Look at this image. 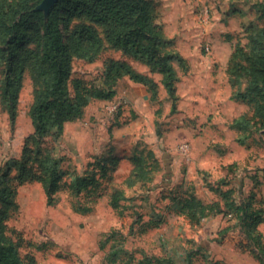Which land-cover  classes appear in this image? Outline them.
<instances>
[{
    "label": "rangeland",
    "instance_id": "1",
    "mask_svg": "<svg viewBox=\"0 0 264 264\" xmlns=\"http://www.w3.org/2000/svg\"><path fill=\"white\" fill-rule=\"evenodd\" d=\"M45 1L33 8L43 12L44 18L48 7ZM149 1L155 21L170 42L166 51L197 54L198 59L211 64L206 75L213 74V83L205 76L201 87H206L207 94L211 89L218 92L219 97L213 101L189 100L182 77L176 84L178 99L172 110L163 88L152 98L145 86L123 77L114 87L113 99L93 101L80 120L65 127L61 137L49 138L54 155L67 173L65 181L92 169L88 164L107 157L112 146L121 154L140 145L145 154L154 156L161 169L152 182L125 188L120 212L108 206L105 196L96 197L103 192L100 189L76 196L62 188L49 206L39 183L18 185L19 210L11 215L7 225L21 235L19 254L24 264H30V258L33 264H106L112 243L121 249L115 264H138L145 259L157 264L155 258L188 264L189 257L191 264H260L238 220L227 212L189 219L170 206L175 197L186 195L205 204L220 201L215 190L221 189L230 191L235 203L252 198L253 207H261L264 127L254 124V120L249 132L229 128L235 117L251 115L252 110L244 102L226 100V66L221 65L220 70L218 61L227 60L238 43L247 49L246 29L264 24V0ZM83 23H87L84 18L73 19L69 24L62 21L63 35ZM94 27L103 39V49L93 63L73 58L71 79L101 86L104 63L109 59L126 60L137 72L149 75L145 65L107 44L102 26ZM177 69L179 76L188 71ZM152 79L160 81L161 76ZM32 91L26 71L17 92L14 122L0 103V170L9 160L21 156L25 139L33 132L29 117ZM112 102L119 104L117 113L108 107ZM238 138H244L243 145L237 142ZM130 169V163L122 159L112 173L114 182L121 183ZM79 207L91 210L78 212ZM149 222L154 225H144ZM113 230L122 237L107 241ZM105 240L101 249L100 242Z\"/></svg>",
    "mask_w": 264,
    "mask_h": 264
},
{
    "label": "trees",
    "instance_id": "2",
    "mask_svg": "<svg viewBox=\"0 0 264 264\" xmlns=\"http://www.w3.org/2000/svg\"><path fill=\"white\" fill-rule=\"evenodd\" d=\"M40 1L0 0V103L11 122L15 120L17 92L26 71L33 90L29 108L33 132L25 139L21 156L9 160L0 170V264H24L19 254L21 235L7 225L11 215L19 210L18 185L39 183L49 206L62 188L76 196L82 192L93 194L100 189L103 192L96 197L105 196L108 206L120 212L125 188L155 179L161 169L159 163L150 152L145 154L140 145H135L121 154L112 146L107 157L96 158L94 163L88 164L92 169L65 181L67 173L62 170L61 160L54 155V145L48 139L61 137L64 125L80 120L93 101L113 99L114 87L123 77L145 86L152 98H156L161 86L174 110L178 99L176 84L180 80L177 68L180 67L182 73L188 69L186 59L179 52L166 51L170 42L155 21L149 0H58L48 10L46 18L43 12L33 11ZM77 18H84L87 23L75 26L64 36L61 22L69 24ZM95 25L104 28L109 46L145 65L150 75H159L161 80L137 72L126 60L114 59L104 63L101 86H89L80 79H71L73 58L93 63L103 49V39ZM246 33L247 49L236 44L225 68L231 92L234 90L230 99L244 102L252 110L251 115L241 114L232 120L229 128L239 133L249 132L254 120V124L264 127V24L250 25ZM118 110L119 107L116 113ZM237 142L243 145L245 140L238 138ZM122 159L130 163L131 169L121 183H115L112 173ZM215 192L221 196L220 201L205 204L195 196L186 195L175 197L170 209L189 219L227 212L238 220L259 263L264 264V241L258 230L264 222V199L260 201L261 207L255 209L252 198L248 202L235 203L230 199V191L216 189ZM90 210L88 207L76 209L78 212ZM121 237L120 232L113 230L106 239ZM107 241L100 242L99 247L102 249ZM117 247L115 243L110 245L106 264L119 261L121 249ZM154 261L173 264L166 258ZM151 262L145 259L138 264ZM187 262L191 264L190 257ZM29 263H34L33 258Z\"/></svg>",
    "mask_w": 264,
    "mask_h": 264
},
{
    "label": "crops",
    "instance_id": "3",
    "mask_svg": "<svg viewBox=\"0 0 264 264\" xmlns=\"http://www.w3.org/2000/svg\"><path fill=\"white\" fill-rule=\"evenodd\" d=\"M182 56L188 62V71L185 74H183V76H180L181 77L180 79L182 80L184 78V80H182V81H185V83H186V85L188 87L187 88L188 89V93L187 94H188L189 100H192L193 102L195 100H200V101L210 100V101H213L215 98L219 97L218 92L216 94L215 92H212V89H211L210 92L207 94V93H205L206 92V89H205L206 87L204 89H203V87H201V82L205 78V76H207V78H209V81H210L209 83H211V84L213 83V78H212V75L213 74L212 73L209 74V77H208V75H206V72H209L208 71L209 68L212 67L211 64H207L205 61H203V59L202 60L198 59L197 54L194 55V56H192V55L189 56V55H186V54H182ZM226 62H227V60H225V59H219L218 63L220 64V67H219L220 70H221V65L222 66H226ZM150 76H152L153 78H155V77L157 78V75H150ZM224 78H225L226 92H227V94H226V100L230 101L231 88H230V86L228 84L227 77H224ZM130 82H132V81H130ZM161 88L162 87L160 86L159 89L161 90ZM91 104L92 103H90L87 107H89ZM212 105L214 106V104H212ZM86 108H85V110H86ZM71 123H74V122H68V123H66L64 125V130H65V127L67 125L71 124ZM63 133H64V131H63ZM258 230L261 232L262 237H263V241H264V222L261 223L258 226Z\"/></svg>",
    "mask_w": 264,
    "mask_h": 264
},
{
    "label": "water",
    "instance_id": "4",
    "mask_svg": "<svg viewBox=\"0 0 264 264\" xmlns=\"http://www.w3.org/2000/svg\"><path fill=\"white\" fill-rule=\"evenodd\" d=\"M45 2L48 4V7L46 8L47 10L45 11V15H47L48 10L57 2V0H46Z\"/></svg>",
    "mask_w": 264,
    "mask_h": 264
},
{
    "label": "built area",
    "instance_id": "5",
    "mask_svg": "<svg viewBox=\"0 0 264 264\" xmlns=\"http://www.w3.org/2000/svg\"><path fill=\"white\" fill-rule=\"evenodd\" d=\"M108 107H110L111 111L115 112L118 109L119 104H117L116 102H112L108 104Z\"/></svg>",
    "mask_w": 264,
    "mask_h": 264
}]
</instances>
